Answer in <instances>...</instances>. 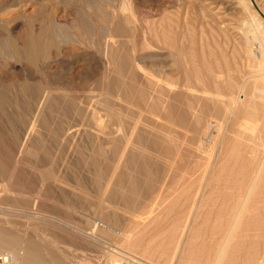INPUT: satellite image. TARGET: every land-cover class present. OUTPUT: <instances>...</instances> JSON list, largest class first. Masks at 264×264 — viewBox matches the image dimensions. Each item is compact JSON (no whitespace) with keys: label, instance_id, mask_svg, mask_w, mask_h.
<instances>
[{"label":"rangeland","instance_id":"374dc122","mask_svg":"<svg viewBox=\"0 0 264 264\" xmlns=\"http://www.w3.org/2000/svg\"><path fill=\"white\" fill-rule=\"evenodd\" d=\"M0 9V38L67 32L32 61L0 46V80L31 78L49 94L22 114L27 128L37 119L31 149L48 144L83 218L122 229L111 238L113 250L127 246L121 264H264V0H0Z\"/></svg>","mask_w":264,"mask_h":264},{"label":"bare ground","instance_id":"6f19581e","mask_svg":"<svg viewBox=\"0 0 264 264\" xmlns=\"http://www.w3.org/2000/svg\"><path fill=\"white\" fill-rule=\"evenodd\" d=\"M15 3L17 4L18 2H15ZM91 3L93 4V2ZM230 3L231 2H228L226 6L229 7ZM11 8H14V7H9V9ZM16 8H14L15 9L14 11H17ZM88 8L90 7L88 6ZM38 10H39V7H38ZM0 12H3V11H0ZM9 13L7 14L6 17L9 16ZM41 16L42 18H44L43 15ZM122 28L123 27H121V30ZM49 29L43 26H40L37 31H33V30L26 31L27 30L26 29V30H22L21 32L20 31L16 32L14 34L8 33L4 36H1L0 38L1 49L6 54V57L7 56L15 57L18 59L23 58L26 61L36 60L38 57L48 54L46 52L47 50H49V48L52 47L50 44L53 41V36H56V37L61 36L63 38L67 34V32L64 30L54 29L53 31H51ZM85 32L92 33L93 31L88 29V30H85L83 34ZM110 33L111 32H109V34ZM0 34H2V32ZM100 34L102 36H105L106 32L100 31ZM70 35L71 34H69V36ZM44 37L46 38L44 39ZM117 37H120V36H117ZM112 38H114V36ZM19 39L21 40V42L20 43L18 42L19 43L18 44L16 42ZM47 45H50V47L46 48ZM54 45L53 47L58 46V45L57 46H54ZM135 74L137 73L135 72ZM127 87H128V84H127ZM40 88L41 86L36 84L31 78H28L25 81H21V82L20 81H15V82L9 81L8 83H5L2 80H0V264H121L120 261H122V259H125L126 257L124 252H128L125 250L126 249L125 247L127 246L125 247L122 245H121L122 247L115 246L113 250L112 249L113 246L111 245H113L114 242L111 238L123 236L122 229L115 225L116 223L115 221H114L115 223L114 222L104 223L102 219H100V217L98 216L97 217L87 216V218H83L85 214L79 213L80 210L78 212L76 211V204L74 203L73 199H71V197L68 195L67 191L65 190V189H68L69 191V189L73 187L72 185L73 182L71 183L70 181H66L67 179L66 180L65 178L63 179L62 178L63 175L60 176V173H58V171H56L54 167L52 166V163L50 161L51 160L50 159L51 158L50 157L51 156L50 147L48 146V144H42L39 147V149L37 147L35 149H31L32 139L30 137V134L32 131L35 130L34 125L37 119L36 117H34L35 119L32 121L29 128H27V126H25L26 123L23 126L22 114H23V111L26 109V107H28L32 103L33 98H34L33 96L37 95L39 91H41V95H42L40 96L41 97L44 96L45 89L44 88L40 89ZM48 95L45 94V97L47 96L48 98ZM38 99L35 97L33 104L35 102L38 103L39 102ZM48 99H50V97ZM48 99L46 101H48ZM53 103H50V104H53ZM56 104L55 106H57ZM36 107H33V108L35 109ZM69 107L70 106L68 103L65 105L62 104L61 106V110L63 111L62 113L66 112L69 109ZM46 109L48 110L47 107ZM47 110L46 112L48 114L49 110L48 111ZM51 110H52V107H51ZM38 111L39 112L36 113L37 115L41 112V110H38ZM33 113H34V110H33ZM50 114H51V111H50ZM48 118H51V117L49 116ZM24 121L26 122V118L24 119ZM52 126L53 125H51L52 130L55 127H57V125L54 126V128ZM67 128L68 127H66V129ZM55 131L53 130L49 132L50 133L49 137H56L57 132L59 131L57 132ZM50 140L52 141L51 138ZM18 153H20L19 154L20 157L16 158V156H18L17 155ZM99 175L98 177L97 176L96 177L99 178ZM138 177L139 176L135 178H138ZM80 184H78V187ZM59 187L63 188V190L66 192L62 191L60 192L61 193L60 194L57 189ZM81 191L83 192V190ZM83 193H86V192H83ZM112 195H115V194H112ZM243 202H245L244 204H246V200H244ZM237 205L238 204H236L234 208L235 210H237ZM242 205L243 204L241 203V206ZM100 209L102 211L103 208L100 207L99 210L97 211H100ZM239 209H240L239 211L237 210L238 213L240 211L242 212L241 209H243V207H239ZM100 214H101L100 216H102L104 213H100ZM236 216L237 218H235V221L237 223V221L239 220L238 218L240 217L238 216V214ZM37 217H41L42 219L41 221H39L43 224L40 227L38 226L35 227L34 223H33L34 224L33 227L27 226L26 223L28 220H22L23 218H26V219L36 218L37 219ZM231 218H234V216ZM38 220L40 219L38 218ZM214 223L216 224V222ZM236 223H233V226ZM233 226H232V229L236 227V225L234 226V228ZM107 234L111 236L110 240L104 239ZM130 253L132 254L131 258H133L135 255L132 252ZM126 264H131L130 260L126 262Z\"/></svg>","mask_w":264,"mask_h":264}]
</instances>
